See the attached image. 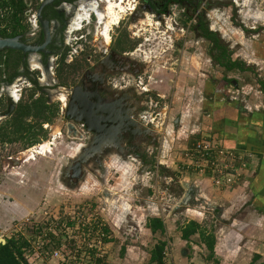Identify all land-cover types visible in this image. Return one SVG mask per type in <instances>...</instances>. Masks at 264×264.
<instances>
[{"label":"crops","instance_id":"obj_1","mask_svg":"<svg viewBox=\"0 0 264 264\" xmlns=\"http://www.w3.org/2000/svg\"><path fill=\"white\" fill-rule=\"evenodd\" d=\"M247 39L252 44L247 45L245 52L231 53V59L243 62L249 67L247 70L225 72L213 61L211 56L215 52H211L212 55L200 52L188 57L183 53L181 63L185 66L183 69L179 66L177 72L162 70L155 63L148 66L151 84L163 88L161 94L168 99V104L165 118L158 113L161 120L153 128L142 129L137 113L133 115L138 134H145L150 140L147 150L152 152L156 144L161 148L156 161L141 162L142 168L151 167L157 173L164 167H177L181 179L177 194L166 193V187L158 189L156 181L150 182L153 189L146 199L144 218L138 224L137 212H134L128 221L129 243L124 245L121 260L113 258L111 264H157L151 263L150 257L158 240L167 242L168 256L167 259L163 257V263L168 260L170 264H264V29ZM176 91L180 94L176 95ZM163 122L166 127H162ZM207 136L219 140L225 148L247 155V168L236 185L219 189L212 185L208 175L181 173V153ZM129 160L120 157L119 170L124 174L131 169L127 165ZM42 168L40 163L33 162L27 171L36 179L9 183L18 186L22 202L38 193L39 185L52 189L53 177L39 175ZM156 177L159 176L156 174ZM119 180L117 186L126 189L129 182L125 177ZM170 181H173L171 177L165 183ZM103 194L105 200L118 201L125 198L127 192ZM171 199L174 200L169 207ZM19 209L1 205L4 213L3 218L0 217L2 230L11 222L22 220V209ZM149 217L162 219L164 234L151 232L146 226ZM190 221L213 236L212 248L201 239L197 229L187 226Z\"/></svg>","mask_w":264,"mask_h":264},{"label":"rangeland","instance_id":"obj_2","mask_svg":"<svg viewBox=\"0 0 264 264\" xmlns=\"http://www.w3.org/2000/svg\"><path fill=\"white\" fill-rule=\"evenodd\" d=\"M203 1L206 3L203 13L205 22H208L211 30L232 54L235 52H245L247 45L252 44L247 38L251 37V35L262 33L264 29V0ZM169 10L170 14L165 16L160 27L158 26L160 20L156 21L155 19H151L150 15H147V20L144 15L139 16L137 26L138 36L136 38L139 72L137 74V86L135 85L134 93L138 97L137 102L140 101L139 103L141 105L135 102V107L137 105L138 108H135L134 111H137L136 113L138 115L147 117L139 121L144 130L146 127L153 128L157 126L156 122L161 117L158 113L165 118L166 114L164 112L168 104V99L161 94L163 88L153 87V83L151 84L152 80L148 66L155 63L162 70L171 72L174 69L177 72L179 66H182V69L185 66L181 63L183 53L188 57L191 54H199L200 52H217L216 50L209 51V42L195 36L191 32V28L189 29V27L193 23L189 20L190 17H180L181 22H183H180L177 26L183 29V31L178 30L173 19L176 18L175 15L179 14L178 11L181 13V8L179 10L176 5H170ZM148 23L149 25H147ZM157 26L159 27L158 29L156 28ZM168 27L173 29L167 30ZM99 41L102 43L101 38ZM77 45L74 44L73 49ZM103 46H105L104 43H102L101 47ZM80 47H83V44H80ZM142 52H145L148 57H144V53ZM84 58L85 53L78 52L77 58L72 66L74 78L71 82L78 83L81 80L82 73L87 67ZM142 87L146 89L143 90ZM178 94H180V91H176V95ZM21 100L27 102V98H22ZM53 104V106H60L59 102ZM150 114L151 116H149ZM152 116H156L157 118L153 122H150L149 119ZM164 120L166 121V119ZM66 121L62 119L59 110L56 118L48 122L46 121L48 124L47 127L41 126L39 129L37 125L39 130L34 133L36 134L34 141H28V138L30 139L32 136L26 137L24 142H19V139L17 140L15 136H10L9 140H16L8 141L5 148L0 143V217L3 218L4 214L1 210L2 204L7 209L18 210L21 207L19 210L22 209L20 214L22 220H19V222H24L25 226H32L26 229L24 233L28 236L30 233H35V230L32 228L35 227L36 222H39L38 224L41 227H46L53 220L52 216L56 214L64 223L72 225L69 226L68 230L64 228L58 229V235L55 236L59 239L57 244L58 242L65 244L66 248H64V253L65 250L73 251L75 242L80 240L76 230L73 231L74 226L78 222L79 224L86 222L87 217L96 218L104 223V231L108 234V238L105 240V245L108 246L104 250L105 264H111V259L113 258L120 261L123 256L124 245L129 243L130 239V233L127 230L129 229L128 221L135 214V211L137 212L136 218L138 224L144 218V209L148 205L146 199L153 189V185L151 186L150 182L153 184V181H156L158 189H164L166 187V193L177 194V188L179 187L178 180L179 178L181 179L178 168L164 167L157 173L153 172L151 167L143 170L141 162H155L156 156H158L161 148L156 144L152 152L148 151L146 147L150 142L148 140L149 138L145 134L143 136L137 134L136 139H134V144H136L137 149L133 151V148H130V141L127 140L129 132L127 126H122L123 128L121 127L116 134L120 137L119 146L115 145V141L112 138V140L107 139L101 143L99 141L98 143L95 142L96 149L93 148L90 150L85 144L88 139L86 134L81 131L82 127L79 121L75 122L77 127L75 132L66 130ZM137 126L135 124L134 128H137ZM162 127H166V122H163ZM161 140H163V137H161ZM45 141L52 142L51 152L37 154L34 158L29 159L32 151ZM33 145L36 147L33 148ZM120 157L130 159L127 165L131 169L125 174L119 170L121 165ZM24 161L29 162L24 163ZM33 162L40 163L43 166L39 175L43 177L52 175L55 183H53L52 189L49 186L39 185L38 193L31 194L28 201L22 202L18 195V186H11L9 183L13 181L18 182L19 180L30 182L36 179L34 177L35 175L32 176L28 173L30 171H27L29 170L27 167H30ZM76 163L80 164V170L82 171L79 174H76L78 171L75 167ZM156 174L159 177L155 179ZM72 175H75V178ZM120 177H125V180L129 182L126 185V189L117 186L116 182L120 181ZM170 177L173 181L165 183V180ZM120 191L127 192L125 198L118 201L115 199L105 200L104 192L114 193ZM171 200L168 204L169 207L172 206L174 199ZM82 208L83 212L81 211ZM72 210L75 211L74 214L72 212L67 214V212ZM44 212H48L49 214L47 213L48 215H45ZM122 214L124 216H121ZM24 215L26 216L23 217ZM25 218L30 221H26ZM72 222L73 224H71ZM0 230H2V227ZM1 233L4 234V237L9 236L15 239H24L23 236L15 232L13 235L4 233V230ZM85 233L89 234L87 237L89 241H96V236L91 230L88 232L85 231ZM50 241L51 243L48 246L56 248V242L54 245L52 240ZM36 264L45 263L37 262ZM50 264H55V262L51 261Z\"/></svg>","mask_w":264,"mask_h":264},{"label":"flooded vegetation","instance_id":"obj_3","mask_svg":"<svg viewBox=\"0 0 264 264\" xmlns=\"http://www.w3.org/2000/svg\"><path fill=\"white\" fill-rule=\"evenodd\" d=\"M112 2L120 7L115 6L118 22L109 30V42L101 32L103 22L110 20L107 17L109 0L0 2V39L12 40L23 47L0 50V143L3 148L8 141L16 140H9L10 136H15L19 142L32 136L28 141H34L35 131L41 126L47 127V122L56 118L60 110L62 119L67 120V131L69 124L77 130L75 122L79 121L81 131L88 139L85 144L90 150L96 146L95 138L100 143L113 138L116 146L120 144V137L116 134L122 126L128 127L127 140L130 148L136 150L134 139L138 132L129 121L138 108L137 105L135 107L138 97L134 90L139 72L136 47L139 16L144 15L147 20V15H150L151 19L160 20V27L165 16L170 14L169 6L176 5L179 10L181 8V13L178 11L173 19L175 26L181 22V16L190 17L193 23L189 27L191 32L209 42V51L215 50L204 36L205 32L213 31L203 18L206 5L203 0ZM85 9H88L87 16L80 17ZM96 12L105 16L100 23ZM79 20L80 27L72 29V24ZM172 29L168 27L167 30ZM100 38L106 47H101ZM74 44H78L75 49ZM78 52L85 53L87 67L81 80L74 83L71 82L74 78L72 66ZM11 89L15 90L17 99L10 93ZM60 94L64 96L65 103L59 99ZM22 98H27V102ZM55 102L60 106H53Z\"/></svg>","mask_w":264,"mask_h":264},{"label":"built area","instance_id":"obj_4","mask_svg":"<svg viewBox=\"0 0 264 264\" xmlns=\"http://www.w3.org/2000/svg\"><path fill=\"white\" fill-rule=\"evenodd\" d=\"M142 53H144V57H148L145 52ZM139 83H141V81H139ZM142 89L145 90L146 88L142 87ZM151 114L149 116H151ZM137 118L140 121L147 117L138 115ZM155 119L156 116H152L149 120L153 122ZM181 157L180 170L183 175L189 176L190 174H195L202 177L208 175L212 185L219 189L236 185L237 182L243 178L244 171L248 165L246 154H239L232 149L225 148L219 140L211 136L202 137L190 148L184 150V152L181 153ZM81 211L83 212V208ZM71 212L73 214L75 213V211L72 210L67 212V214ZM47 213L48 212H44L45 215L49 214ZM52 217L53 220H51L46 227H41L38 224L39 222H36L35 227L32 228L35 230V233H30L28 236L24 233L26 229L32 226H25L24 222L13 221L3 230L4 233L8 235H13L15 232L24 237V240L27 242L24 248V257L29 264H36L37 262L50 264L51 261H54L55 264H94L93 259H101L102 261L100 264H105L104 250L106 246L105 240L108 238V234L104 231L105 225L101 220L86 216V222L80 224L78 222L74 226L73 231L76 230L80 240L75 242L73 251L65 250L64 253V248H66V246L62 242H60L56 248L48 246L51 243L50 237L57 236L58 229L64 228L68 230L69 226L72 225L64 223L56 214ZM26 221L29 222L30 220L26 219ZM71 224H73V222ZM90 230L96 236V241L94 242L87 239L89 234H86L85 231L88 232ZM2 236L4 237V234H2ZM7 237L9 238V236L4 238ZM167 256L166 247L164 258L167 259ZM164 264L170 263L168 260H164Z\"/></svg>","mask_w":264,"mask_h":264},{"label":"trees","instance_id":"obj_5","mask_svg":"<svg viewBox=\"0 0 264 264\" xmlns=\"http://www.w3.org/2000/svg\"><path fill=\"white\" fill-rule=\"evenodd\" d=\"M2 0H0L1 2ZM204 36L211 41L214 48L217 52L211 53V57L215 64H217L219 67L223 68L225 72L231 71V70H247L249 69L248 66H246L243 62L232 60L231 59V52H229L228 48L225 44L220 42V39L216 37V34L213 32H205ZM146 226L151 230V232L154 234L156 232H160L161 234H164L165 232V225L161 218L158 217H149L147 218ZM187 226L191 229H197L199 232V235L203 241H205L206 245L209 248H212L213 246V236L209 234L206 229L204 230L199 224L190 221L188 222ZM205 233H207V237H205ZM185 234V230H183V236ZM52 242L55 246H58L60 242L55 236L50 237ZM6 242L2 244L0 242V264H29L27 260L24 257V248L27 245V242L23 238L15 239L12 237L5 238ZM167 247L166 240H158L157 243L154 245L153 250L151 251V257L150 262H156L157 264H164L163 263V257H164V251ZM94 264H100L101 259H93Z\"/></svg>","mask_w":264,"mask_h":264},{"label":"bare ground","instance_id":"obj_6","mask_svg":"<svg viewBox=\"0 0 264 264\" xmlns=\"http://www.w3.org/2000/svg\"><path fill=\"white\" fill-rule=\"evenodd\" d=\"M113 1V0H112ZM111 0H109V3H108V7H107V11H108V15L109 16H107V17H110V20L108 21V20H106L105 18V22H103V28L101 29V32H102V34H103V36H104V39H105V41L106 42H109V30H110V28H111V26H112V24H114V23H116V22H118L117 21V19H118V13L115 11V6H118V7H120V5L119 4H117L116 5V3L115 2H112ZM118 3V2H117ZM91 5V4H90ZM89 5V6H90ZM92 6H93V4H92ZM86 7V6H85ZM84 8V7H83ZM96 8V7H95ZM90 9H91V7H90ZM97 9V8H96ZM121 9V8H120ZM122 9H123V7H122ZM88 10V9H87ZM87 10L85 9L84 10V15H80V17H82V16H87ZM98 10V9H97ZM80 11H81V9H80ZM100 12V11H99ZM99 12H96V14H97V16H98V18L97 19H99V23L100 22H102L103 20H102V18L103 17H105V16H102V14H100ZM80 14V13H79ZM106 14V13H105ZM91 15V14H90ZM104 15V14H103ZM89 16V15H88ZM76 18V17H75ZM79 18V17H78ZM77 18V19H78ZM82 23V22H81ZM73 26H72V29H75V30H77L79 27H80V20L79 21H76V22H74V24H72ZM99 25V24H98ZM102 25V24H101ZM69 28V27H68ZM71 28V27H70ZM100 30V29H99ZM70 31V30H69ZM34 60V59H33ZM34 63V62H33ZM31 65H33V64H31ZM35 67V66H34ZM36 68V67H35ZM40 68V67H39ZM37 69V68H36ZM43 73H44V71H43ZM42 80V79H41ZM45 80H46V78H45ZM18 85V84H17ZM17 90V89H16ZM71 91V90H70ZM59 92V91H58ZM10 93L12 94V96L14 97V99H17V94H16V92H15V90L14 89H11V91H10ZM8 95V94H7ZM53 95V94H52ZM9 96V95H8ZM59 96V99H61V101H62V103H65V98H64V96L62 95V94H60V95H58ZM74 96V95H73ZM10 97V96H9ZM68 97V96H67ZM19 98V97H18ZM12 99V98H11ZM58 100V99H57ZM13 103V102H12ZM57 130V129H56ZM52 142H50V141H45L44 143H42V144H40L39 145V147L38 148H36V149H34L33 151H32V153L30 154V157H29V159H32V158H34L37 154H46V153H50L51 152V150H52Z\"/></svg>","mask_w":264,"mask_h":264},{"label":"water","instance_id":"obj_7","mask_svg":"<svg viewBox=\"0 0 264 264\" xmlns=\"http://www.w3.org/2000/svg\"><path fill=\"white\" fill-rule=\"evenodd\" d=\"M5 48H17V49H20V48H22L23 49V47L22 46H20V45H18V44H16L14 41H12V40H9V39H0V50H2V49H5ZM129 123H130V126H132V128L135 130V131H137V130H139L138 129V124L133 120V119H131L130 121H129ZM136 124V126H137V128H134V125ZM129 125V124H128ZM69 132H75V128L73 127V124H69ZM99 139V138H98ZM98 140H97V138H96V142H97ZM75 167L78 169V171L76 172V174H79V173H81L82 171L80 170V164L79 163H76L75 164ZM72 169V168H71ZM76 169V170H77ZM75 173V172H74ZM75 175H72V177H74ZM191 189V188H190ZM187 198L189 197V195L187 194V196H186ZM0 242L2 243V244H4L5 242H6V240H5V238L2 236V234L0 233Z\"/></svg>","mask_w":264,"mask_h":264}]
</instances>
